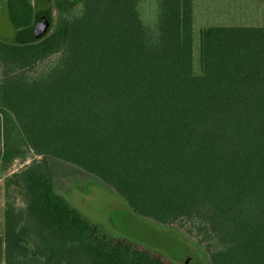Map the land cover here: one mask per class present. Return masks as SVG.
Masks as SVG:
<instances>
[{"label": "trees", "instance_id": "obj_1", "mask_svg": "<svg viewBox=\"0 0 264 264\" xmlns=\"http://www.w3.org/2000/svg\"><path fill=\"white\" fill-rule=\"evenodd\" d=\"M43 1L4 0L0 164L39 157L4 180L0 264H174L90 220L55 160L180 227L210 264H264V25L201 28L195 72L192 0Z\"/></svg>", "mask_w": 264, "mask_h": 264}, {"label": "rangeland", "instance_id": "obj_2", "mask_svg": "<svg viewBox=\"0 0 264 264\" xmlns=\"http://www.w3.org/2000/svg\"><path fill=\"white\" fill-rule=\"evenodd\" d=\"M213 1L192 0V67L195 72H199L197 39L201 28L210 25H264V0ZM212 3V9L214 11L221 9L226 17L224 14L223 17L213 15ZM40 4H44V1L40 0ZM4 6V0L0 1V38L11 41L14 38L15 29L7 20ZM47 63L48 61L40 63L32 73H41ZM38 157L28 154L25 162L15 160L8 168H2L0 164V230L3 222L5 178L32 158ZM50 173L55 178L56 189L107 232L132 238L162 251L174 264H195L196 261L198 264H210L203 247L196 244L195 240L180 227L160 225L135 215L119 196L95 176L56 160L50 165ZM14 193L17 197V193Z\"/></svg>", "mask_w": 264, "mask_h": 264}, {"label": "water", "instance_id": "obj_3", "mask_svg": "<svg viewBox=\"0 0 264 264\" xmlns=\"http://www.w3.org/2000/svg\"><path fill=\"white\" fill-rule=\"evenodd\" d=\"M47 13V10H40L41 15L36 19L33 27L30 29L34 36H41L49 30L51 25V18L47 15ZM186 262L187 260L185 261V263ZM195 264H198V262L196 261Z\"/></svg>", "mask_w": 264, "mask_h": 264}, {"label": "crops", "instance_id": "obj_4", "mask_svg": "<svg viewBox=\"0 0 264 264\" xmlns=\"http://www.w3.org/2000/svg\"><path fill=\"white\" fill-rule=\"evenodd\" d=\"M211 1H213V0H211ZM214 1H217V0H214ZM214 1H213V2H214ZM218 1H220V0H218ZM217 3H219V2H217ZM212 7H213V3H212V5H211V9H212ZM211 11H212V14H213V15L222 16V15L224 14V17H226V14L223 13V11H222L221 9H219V10H217V11H214V10L212 9ZM245 14H247V13L245 12ZM222 17H223V16H222Z\"/></svg>", "mask_w": 264, "mask_h": 264}]
</instances>
